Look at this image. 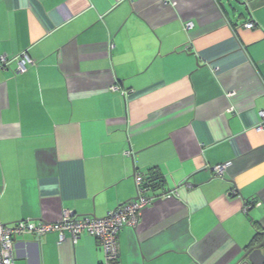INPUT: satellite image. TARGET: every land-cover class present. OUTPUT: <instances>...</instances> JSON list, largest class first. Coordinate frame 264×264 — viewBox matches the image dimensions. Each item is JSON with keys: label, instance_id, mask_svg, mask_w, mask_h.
<instances>
[{"label": "crops", "instance_id": "0c3cea01", "mask_svg": "<svg viewBox=\"0 0 264 264\" xmlns=\"http://www.w3.org/2000/svg\"><path fill=\"white\" fill-rule=\"evenodd\" d=\"M241 1L234 13L229 0H0V222L104 218L156 170L118 264H253L264 0ZM23 53L34 63L18 73ZM67 237L18 238L15 264L104 262L96 238Z\"/></svg>", "mask_w": 264, "mask_h": 264}, {"label": "built area", "instance_id": "2783aa9c", "mask_svg": "<svg viewBox=\"0 0 264 264\" xmlns=\"http://www.w3.org/2000/svg\"><path fill=\"white\" fill-rule=\"evenodd\" d=\"M255 23L251 22L246 28L252 29ZM194 28L193 22L186 24V29ZM2 66L7 67L11 62L5 57L1 59ZM18 63L16 72L23 73L27 70L28 64H33V60L27 53L13 59ZM112 89L118 90V86ZM259 124L256 129L264 130V111L259 113ZM230 166L225 163L213 168L216 177H223L225 170ZM137 185V200H132L113 211H110L104 218H96L94 216H76L65 214L63 220L56 223L33 222L31 220L20 221L15 224L7 225L0 222V264H15L16 256V240L25 236H32L36 240H40L50 233H56L59 236V243L62 244L70 235L71 239L76 242L81 236L89 235L96 238L103 248L104 262L102 264H118L120 258L119 234L125 227L137 226L141 211L149 206L153 200L149 196L151 190L146 185L142 174H135ZM176 191L166 194L167 197L176 195ZM252 206L245 208L247 212Z\"/></svg>", "mask_w": 264, "mask_h": 264}, {"label": "water", "instance_id": "95a60500", "mask_svg": "<svg viewBox=\"0 0 264 264\" xmlns=\"http://www.w3.org/2000/svg\"><path fill=\"white\" fill-rule=\"evenodd\" d=\"M221 6L224 11H227V8H229L232 12L237 13L241 8L245 7V3L241 0H229L228 7L222 2ZM133 200H137V197ZM245 258H248L253 264H264V239L259 245L249 249Z\"/></svg>", "mask_w": 264, "mask_h": 264}, {"label": "trees", "instance_id": "16d2710c", "mask_svg": "<svg viewBox=\"0 0 264 264\" xmlns=\"http://www.w3.org/2000/svg\"><path fill=\"white\" fill-rule=\"evenodd\" d=\"M144 176V180L146 185L151 188L150 191L157 190L162 187L161 176L156 172V170H152L150 175Z\"/></svg>", "mask_w": 264, "mask_h": 264}]
</instances>
